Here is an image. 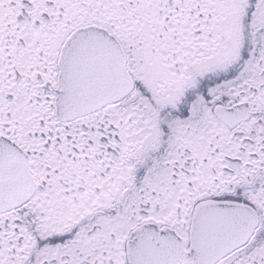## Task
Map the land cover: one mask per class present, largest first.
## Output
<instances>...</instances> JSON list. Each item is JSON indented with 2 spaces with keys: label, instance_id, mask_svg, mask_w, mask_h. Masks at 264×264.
Returning <instances> with one entry per match:
<instances>
[{
  "label": "snow or ice",
  "instance_id": "obj_1",
  "mask_svg": "<svg viewBox=\"0 0 264 264\" xmlns=\"http://www.w3.org/2000/svg\"><path fill=\"white\" fill-rule=\"evenodd\" d=\"M0 264H264V0H0Z\"/></svg>",
  "mask_w": 264,
  "mask_h": 264
}]
</instances>
